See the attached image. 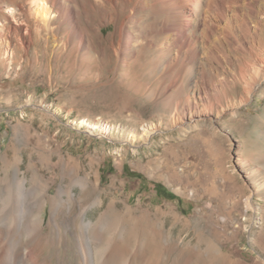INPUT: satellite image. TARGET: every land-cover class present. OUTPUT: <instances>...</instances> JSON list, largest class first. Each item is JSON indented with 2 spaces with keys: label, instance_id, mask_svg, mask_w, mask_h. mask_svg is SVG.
Here are the masks:
<instances>
[{
  "label": "rangeland",
  "instance_id": "1",
  "mask_svg": "<svg viewBox=\"0 0 264 264\" xmlns=\"http://www.w3.org/2000/svg\"><path fill=\"white\" fill-rule=\"evenodd\" d=\"M38 4L0 0V246L15 238L35 264H81L90 224L95 264L264 262V86L187 121L175 109L197 68L172 87L178 69L163 75L156 50L123 67L99 49L97 72H80L68 26H38L50 11Z\"/></svg>",
  "mask_w": 264,
  "mask_h": 264
},
{
  "label": "bare ground",
  "instance_id": "2",
  "mask_svg": "<svg viewBox=\"0 0 264 264\" xmlns=\"http://www.w3.org/2000/svg\"><path fill=\"white\" fill-rule=\"evenodd\" d=\"M35 1H39L41 10H50L40 13L38 26L41 25L40 27L50 33H54L55 29H61L62 25L68 26L67 34L75 41L74 53L78 58L80 72H85L86 69L97 72L95 70L98 66L97 50L99 49L102 60L105 56L108 58V63H111L110 59H112L118 65L128 63L146 50L148 52L156 50L163 57L161 68L163 75H170L176 68L178 69L176 70L178 74L171 81L172 87L183 78L185 68L188 70L197 68L194 89L187 98L179 101L175 109V111L178 108L182 109L183 118L187 121L207 119L211 115L219 117L231 106L238 109L246 106L255 99L259 89L264 86V0ZM30 19L33 21L32 18ZM53 21L57 22L56 28H52ZM106 27H111L113 31L105 39L102 29ZM27 38L28 43L32 44L31 37L27 36ZM3 39L7 41L6 37ZM131 50H133L132 57L128 58ZM103 61L105 62V59ZM100 62L102 64V61ZM213 73L224 76L220 78L218 86L214 85L207 89L206 82ZM161 77L159 80L163 79ZM164 81L167 82L166 79ZM233 89L239 92L238 98L236 93H233ZM262 90L264 91V88ZM260 119L264 122V114ZM153 133L152 126L143 129V135L147 137ZM262 190H264V182L255 189L254 194H259ZM28 207L23 200L22 215H20L22 223L26 220L24 215L29 210ZM26 228L30 230L28 225ZM86 229L87 238L80 242L83 248L77 254L81 264H95L92 242L100 239L96 237L90 224ZM217 245L215 244L216 247ZM0 247V264H35L31 259V249L28 247L21 251L15 238ZM217 253L220 254L221 251L217 250ZM108 257L104 262L112 263L113 259ZM224 262L245 264L228 257H224ZM252 264H264V262L257 260Z\"/></svg>",
  "mask_w": 264,
  "mask_h": 264
}]
</instances>
